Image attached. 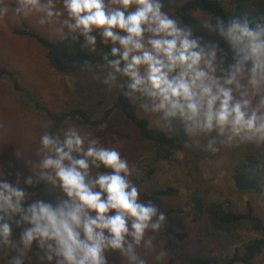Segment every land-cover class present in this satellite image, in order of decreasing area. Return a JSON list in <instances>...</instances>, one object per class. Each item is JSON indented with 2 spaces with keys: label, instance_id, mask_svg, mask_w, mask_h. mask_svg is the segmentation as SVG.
<instances>
[{
  "label": "clouds",
  "instance_id": "clouds-1",
  "mask_svg": "<svg viewBox=\"0 0 264 264\" xmlns=\"http://www.w3.org/2000/svg\"><path fill=\"white\" fill-rule=\"evenodd\" d=\"M171 3L0 0V18H35L59 39L99 49V71L86 68L93 79L168 133L181 128L187 147L264 146V17L203 12L197 35ZM23 160L31 174L17 172L15 182L0 169V256L8 264H149V256L165 264L167 217L141 199L120 151L71 126L40 136L38 163ZM37 184L54 199H33L26 188Z\"/></svg>",
  "mask_w": 264,
  "mask_h": 264
},
{
  "label": "trees",
  "instance_id": "trees-1",
  "mask_svg": "<svg viewBox=\"0 0 264 264\" xmlns=\"http://www.w3.org/2000/svg\"><path fill=\"white\" fill-rule=\"evenodd\" d=\"M170 5L174 9V15L180 16L185 23L191 24L197 35L203 33L197 27L195 13L212 12L225 18L246 14L254 20L264 17V0H183L180 4H176L173 0ZM11 7H14V3H11ZM17 21L19 27L14 29L13 33L39 45L47 53L53 65L51 54L63 40L50 41L30 29L25 20L17 19ZM97 52L98 56L86 53L79 42L63 46L55 57L57 63L63 67L77 68L101 56L99 49ZM100 65L102 63L96 67L99 68ZM0 79L8 81L23 101L47 118L51 128L62 115L67 113L74 112L86 118H94V114L73 99L63 105L60 113L56 114L21 83L15 72L6 67L0 66ZM117 110H120L123 117L135 127L144 141L154 145L149 162L146 166L140 167V175L133 178V182L141 186L150 181L160 164L179 168L180 171L179 186L169 185L158 188L150 194H143L145 201H151L154 204L161 199L183 198L181 205L163 211L167 217L163 240H165L166 250L170 252L165 264H255L256 258L264 251V220L254 213L250 202L246 203L245 212H239L219 201L208 199L209 190L200 168V161L210 157L211 153L187 147V138L179 127L173 133H168L163 128L153 127L147 118L137 114L136 104L126 96L123 97ZM219 152L224 154L237 193L264 196V146L257 147L250 144L222 147ZM26 190L33 199H54V194L50 195L43 184H37ZM179 218H186L194 225L196 236L204 247V256L184 258L181 243L187 238V233L179 222ZM243 230L257 232L260 237L244 240ZM7 258L3 256L0 261ZM256 264H264V258Z\"/></svg>",
  "mask_w": 264,
  "mask_h": 264
},
{
  "label": "rangeland",
  "instance_id": "rangeland-1",
  "mask_svg": "<svg viewBox=\"0 0 264 264\" xmlns=\"http://www.w3.org/2000/svg\"><path fill=\"white\" fill-rule=\"evenodd\" d=\"M174 1L180 4L183 0ZM6 2L11 7L14 0H6ZM168 10L174 14L171 5H168ZM195 15L198 17L201 13H195ZM25 21L30 29L46 39L53 42L62 40L54 36L47 26H40L35 18ZM18 27L19 23L11 11L7 16L0 18V66L15 72L21 83L51 111L59 114L63 105L73 99L79 101L81 106L94 114V118H99L102 112L114 103L119 90L109 91L99 80L93 79L92 73L87 70L74 75L61 73L51 64L47 53L39 45L13 33V30ZM82 49L88 54L98 56V52L91 53L87 48ZM93 68L99 71L96 66ZM137 114L147 118L153 127L161 128L154 117L144 114L138 107ZM71 126L91 133L92 138H98L104 146L120 151L122 157L128 160L129 167L134 170L131 179L139 177L140 167L146 166L154 151V145L139 136L135 127L123 117L120 110L114 111L107 122L100 127L79 126L66 120L55 131V134L62 135L63 131ZM50 128L51 124L47 118L35 111L29 103L23 101L8 81L0 79V169H3L5 179L15 182L17 172H20L22 176L31 174L23 159L38 163L40 136L46 131L49 132ZM17 154L23 159H19ZM200 168L207 181L208 199L219 201L239 212H245L246 203L250 202L254 213L264 220V196L239 194L235 191L232 174L224 154L219 151L211 153L210 157L200 161ZM179 176V168L160 164L158 171L150 181L141 186L136 183L140 188L141 199L144 200V193L150 194L158 188L169 185L179 186ZM21 186H24L22 182ZM182 203L183 198L181 197L161 199L155 205L163 212ZM179 222L187 233V238L181 243L184 258L204 256V247L196 236L194 225L186 218H179ZM242 236L244 240H248L260 237V234L243 230ZM169 253L168 251V255ZM262 258H264V251L256 258L255 264ZM148 259L149 264H154L151 256ZM0 264H8V258L0 261Z\"/></svg>",
  "mask_w": 264,
  "mask_h": 264
},
{
  "label": "water",
  "instance_id": "water-1",
  "mask_svg": "<svg viewBox=\"0 0 264 264\" xmlns=\"http://www.w3.org/2000/svg\"><path fill=\"white\" fill-rule=\"evenodd\" d=\"M76 43H79V41L72 39V38H69L67 40H63L60 43V45L52 52L51 60H52L54 67L58 71H60L63 74L74 75V74L81 73V72L85 71L88 66L94 67L98 64H101V63L103 64V59L101 56H99V57H96V58L86 62V63L81 64L77 68H67V67H63V66L59 65L57 63L56 57H55L58 50L60 48H62L63 46L76 44ZM123 96L124 95H123L122 91L119 90L114 103L111 106L107 107L102 112V114L99 118H86V117L82 116L81 114L74 113V112L64 114L57 120V122L49 130V132L55 133V131L58 130L59 127L62 125V123L66 120H70L77 125H82V126H87V127H100V126L104 125L107 122V120L109 119V117L111 116V114L119 108V106L123 100ZM17 234H18V232H17ZM0 257H2V256H0Z\"/></svg>",
  "mask_w": 264,
  "mask_h": 264
}]
</instances>
